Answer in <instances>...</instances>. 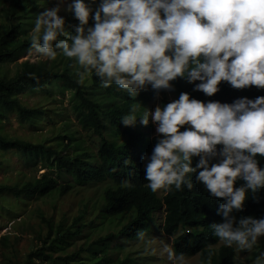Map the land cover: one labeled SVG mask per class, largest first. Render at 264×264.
Returning a JSON list of instances; mask_svg holds the SVG:
<instances>
[{
	"label": "clouds",
	"instance_id": "1",
	"mask_svg": "<svg viewBox=\"0 0 264 264\" xmlns=\"http://www.w3.org/2000/svg\"><path fill=\"white\" fill-rule=\"evenodd\" d=\"M62 11L76 23H68ZM34 32L40 35L33 37L30 53L50 60L58 53L74 58L82 69L79 84L94 72L101 87L115 84L131 97L149 86L158 96L175 91L171 82L177 78L208 97L220 91L222 82L255 94L264 90V0H71L63 8L58 3L39 13ZM139 106L121 124L134 127ZM139 122L145 127L151 122L159 137L151 155L141 158L147 187L158 196H166L172 186L191 190L189 174L195 173L196 183L206 188L221 216L210 225L218 238L214 248L223 242L247 252L259 248L264 217L236 213L244 212L249 193L260 203L264 190V96L242 97L232 104L217 96L204 103L182 92L163 107L145 109ZM193 158H198L195 166ZM237 181L243 183L236 187ZM165 215L163 206L152 215L148 231H138V238L154 233L171 239L163 252L172 264H187L193 257L199 261L198 255L175 252V237L193 230L166 235ZM262 258L264 253L257 264Z\"/></svg>",
	"mask_w": 264,
	"mask_h": 264
},
{
	"label": "trees",
	"instance_id": "2",
	"mask_svg": "<svg viewBox=\"0 0 264 264\" xmlns=\"http://www.w3.org/2000/svg\"><path fill=\"white\" fill-rule=\"evenodd\" d=\"M31 1L33 0H0L7 4L6 12L12 17L17 16L16 10H24ZM33 5V8L37 6ZM67 22L76 23L71 14L67 17ZM21 27L17 24L0 32V65L15 62L30 51L33 38L19 39ZM79 71L82 69L74 58H67L58 53L51 63L23 62L13 77L0 76V123L9 115H14L22 123L34 124L44 115L42 109L23 105L18 99L21 94L31 92L50 95L54 92L64 96L68 93L69 106L77 125L87 133L86 138L90 139L89 142L95 150L93 152L83 146L85 140L76 139L71 133L56 137L57 140L68 142L61 150L0 135V155L13 152L20 155L26 167L34 168L39 165L45 170L40 176L21 184L0 185V197L31 200L47 197L53 192L63 196L77 188L103 186V192L98 195L100 203L96 202L92 207V220L83 223L82 216H78L65 229L62 228V222L58 223L55 227L57 236L52 239L51 244L46 247L44 241L42 246L30 252L21 264H35L38 261L45 264H125L127 260L120 261L108 257L110 243L120 241L115 247L116 251H121L127 246V243L122 241H139L138 231L147 232L152 215L163 206L166 215L162 230L166 235H175L177 231L183 232L186 229L193 230L191 233H182L175 237V252L184 253L186 257L198 255L203 264H246L237 261V249L233 248L234 245L227 247L223 242L217 249L214 248L218 238L213 234L210 225L219 223L221 216L217 217L218 208L206 196L212 198L207 194L206 188L196 183L195 173L189 174L193 183L191 190L186 186L176 190L175 186H172L171 190H167L166 196H158V192L153 193L147 187L148 182L144 179L145 164L141 158L151 155L159 137L152 132L151 124L145 127L140 124L139 119L145 112L146 104L158 96L157 93L149 86L147 91L141 92L137 97H131L126 90L115 84L108 88L101 87L94 72L83 84H79ZM171 83L175 88V91L170 92L174 100H178L182 92L204 103L216 101L217 96L229 99L231 104L242 97L255 99L257 96H264V90H258L255 94L253 89H233L227 82L219 85L220 91L213 97L193 91L194 85L187 83L183 78H177ZM169 102L171 101L163 94L161 107ZM138 103L140 106L136 113V125L125 127L121 124L122 117L128 115L131 108ZM183 130L182 128L181 131ZM197 159L193 158V166ZM260 159L261 157L257 156V160ZM125 161L129 163L125 164ZM124 181H128L131 186H125ZM241 183L243 182L237 181L236 187ZM248 195L244 212H238L236 215L264 217V190L260 192L261 200L258 204L251 199V193ZM87 208L88 205H84V211ZM90 226L96 228L95 233L106 235H98L86 249L78 248L72 253H65V248L72 246L73 241L84 235V228ZM51 231L50 227L49 232ZM259 251L264 252V243L259 247ZM59 252L64 254L58 255ZM82 253L85 254L84 257L81 256ZM55 254L57 256H54ZM256 260L257 256L251 264H257ZM259 264L263 262L260 261Z\"/></svg>",
	"mask_w": 264,
	"mask_h": 264
},
{
	"label": "rangeland",
	"instance_id": "3",
	"mask_svg": "<svg viewBox=\"0 0 264 264\" xmlns=\"http://www.w3.org/2000/svg\"><path fill=\"white\" fill-rule=\"evenodd\" d=\"M71 0H33L24 10H16V17L8 14L7 4L0 2V32H4L9 27L21 25L18 38H33L40 35L34 32L35 20L39 13L47 8H51L60 3L62 8ZM33 4H36L33 8ZM61 15L68 17L70 14ZM55 60V59H54ZM51 63L46 57L39 56L34 50L28 51L15 62L3 63L0 65V76L11 78L19 70L20 64L23 62ZM165 97L168 101H174L170 92L165 91ZM163 94H159L149 101L145 109L154 111L163 98ZM69 94L64 96L58 93L50 95L41 93H24L18 96L20 102L31 108L44 110V115L36 120L34 124L22 123L14 115L0 123V135L8 139H20L33 144H43L45 146L54 147L61 150L68 142L66 140H57L58 135L71 133L76 139L85 140L83 146L88 147L91 151L93 147L87 137V133L83 132L77 125L75 115L69 106ZM151 124V122H150ZM152 132H155V125ZM45 170L36 166L28 168L24 165L20 155L13 152H7L0 155V185L21 184L31 180L33 177L40 176ZM103 192V186L77 188L66 195H58L51 193L44 198H33L31 200H16L11 196L0 197V264L17 263L21 264L26 256L42 246L46 242V247L51 244L52 239L57 236L55 227L62 222V228H67L78 216H82L83 223L92 220V207L100 203L99 194ZM163 194V192L161 193ZM88 205L84 211V205ZM49 224H48V223ZM50 227L52 231L49 232ZM97 232L94 226L84 228V235L79 236L73 241L72 246L65 248V253H72L78 248L86 249L98 235H106ZM262 237L258 239L261 243ZM127 243L126 248L116 251L115 245L120 241H113L109 245L110 251L108 257H114L116 260H131L130 264H172L168 259L167 253L163 252L164 244L171 245V239L164 236H157L154 233L145 236L143 240ZM59 252L58 255L64 254ZM130 253V254H129ZM133 253V254H131ZM259 248L251 252H244L240 249L236 252L237 261L246 262V264L254 263L255 256H260ZM142 254L146 256H141ZM84 253L81 254L84 257ZM54 256H57L56 254ZM145 257V261L141 258ZM125 262V264L127 263ZM257 261V260H256ZM264 264V258L261 259ZM87 262H90L87 260ZM35 264H45L36 262ZM114 264V263H113ZM187 264H199L198 258H187Z\"/></svg>",
	"mask_w": 264,
	"mask_h": 264
}]
</instances>
